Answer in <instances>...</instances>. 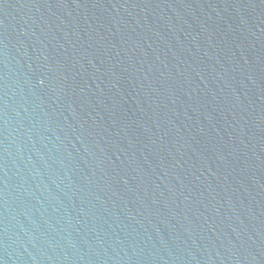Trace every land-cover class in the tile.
<instances>
[{"label": "water", "instance_id": "obj_1", "mask_svg": "<svg viewBox=\"0 0 264 264\" xmlns=\"http://www.w3.org/2000/svg\"><path fill=\"white\" fill-rule=\"evenodd\" d=\"M0 264H264V0H0Z\"/></svg>", "mask_w": 264, "mask_h": 264}]
</instances>
